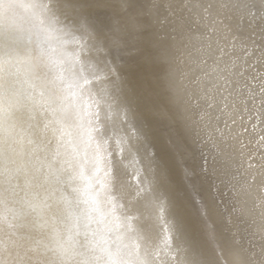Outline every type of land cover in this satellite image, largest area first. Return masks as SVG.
<instances>
[{
	"label": "snow or ice",
	"instance_id": "obj_1",
	"mask_svg": "<svg viewBox=\"0 0 264 264\" xmlns=\"http://www.w3.org/2000/svg\"><path fill=\"white\" fill-rule=\"evenodd\" d=\"M110 7L117 13L102 18ZM231 8L0 0V264H264V0ZM125 49L165 68L168 105L156 114L174 111L211 143L231 196L227 240L204 225L218 259L177 238L168 219L162 173L113 60ZM120 233L134 260L112 251Z\"/></svg>",
	"mask_w": 264,
	"mask_h": 264
},
{
	"label": "bare ground",
	"instance_id": "obj_2",
	"mask_svg": "<svg viewBox=\"0 0 264 264\" xmlns=\"http://www.w3.org/2000/svg\"><path fill=\"white\" fill-rule=\"evenodd\" d=\"M79 5L92 4L94 0H72ZM114 3V0H107ZM135 10L146 7L145 0H134ZM115 7L104 9L102 18L117 13ZM94 16L101 15L93 13ZM113 60L126 85L124 100L128 105L133 124L144 135L148 149L153 153L157 171L162 173L158 189L167 197L169 204L168 219L173 221L176 236L188 241L193 247L203 249L206 254L218 259L212 246L203 235L207 221L215 222L223 244L231 228L225 217L231 207V196L226 193L220 169L205 151L194 130H189L175 116L161 117L156 110L168 105V95L162 76V64H146L142 52L127 49L113 53ZM207 161V163H206ZM190 167L193 175L186 178L184 168ZM207 210V218L201 206ZM126 234L119 238L113 234L109 245L113 252L128 246ZM113 244L116 247H113ZM255 259H260L259 249Z\"/></svg>",
	"mask_w": 264,
	"mask_h": 264
},
{
	"label": "clouds",
	"instance_id": "obj_3",
	"mask_svg": "<svg viewBox=\"0 0 264 264\" xmlns=\"http://www.w3.org/2000/svg\"><path fill=\"white\" fill-rule=\"evenodd\" d=\"M207 2V0H206ZM262 0H231V11L235 15H240L242 12L246 10L247 7H250L252 5H257L259 6L261 4ZM145 3H148V0H145ZM161 14L165 13V9L161 7L160 9ZM204 146L205 151L208 153L210 157L213 155V149L211 146V143H202ZM113 247L115 248L116 245L113 244ZM132 248L131 242L129 240L128 246L127 247H122L121 252L119 253V256L122 260L128 261V260H134L135 256L134 255H129L128 251L129 249Z\"/></svg>",
	"mask_w": 264,
	"mask_h": 264
}]
</instances>
